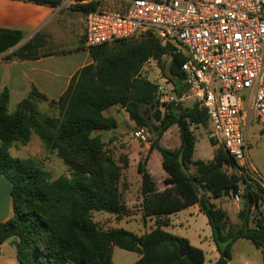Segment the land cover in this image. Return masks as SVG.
<instances>
[{"label": "trees", "instance_id": "1", "mask_svg": "<svg viewBox=\"0 0 264 264\" xmlns=\"http://www.w3.org/2000/svg\"><path fill=\"white\" fill-rule=\"evenodd\" d=\"M24 1L58 7L65 0ZM103 4L90 1L79 8L87 14ZM71 52L51 47L38 34L12 57L38 60ZM89 52L93 63L73 77L58 100H50L33 88L12 113L9 90L0 94V178L10 184L14 210L13 217L0 224V244L14 239L20 264H114V247L138 254L135 264H205L203 250L164 230L170 225V215L197 205L208 219L221 255L215 264H228L239 240L260 250L264 264V219L255 223L252 219L254 210L264 204L263 189L239 174L235 160L223 147L211 161H195L198 138L193 129L210 130L207 112L198 103L170 104L162 111L157 85L141 77L148 61L161 65L168 56L169 77L179 86L186 58L150 35L139 41L89 48ZM177 93L181 96L183 88H177ZM42 103L55 114L44 113ZM113 107L125 110L137 128H146L157 137L149 154L156 151L161 155L167 175L166 188L160 191L147 169V158L138 167L143 217L156 220V228L141 236L124 229L104 231L92 216L94 212L117 217L131 214L121 191L127 162L121 165L105 143L104 135L118 128L114 117L104 115ZM174 126L181 146L169 149L159 145ZM34 134L47 151L65 162L69 176L54 180L35 159L11 155L12 147L28 145ZM211 145L215 147L217 142L211 141ZM227 168L238 174H228ZM241 185L244 193L238 219L242 227L234 232L227 230L228 216L213 200L237 194Z\"/></svg>", "mask_w": 264, "mask_h": 264}, {"label": "built area", "instance_id": "2", "mask_svg": "<svg viewBox=\"0 0 264 264\" xmlns=\"http://www.w3.org/2000/svg\"><path fill=\"white\" fill-rule=\"evenodd\" d=\"M104 1L117 8L86 14V48L150 35L185 57L182 95L177 82L161 77L156 84L160 102L165 107L198 103L209 117V138L235 160L239 174L264 191L245 137L247 124L264 118V0ZM147 134L138 128L134 137L146 141ZM230 198L239 205L242 192Z\"/></svg>", "mask_w": 264, "mask_h": 264}, {"label": "crops", "instance_id": "3", "mask_svg": "<svg viewBox=\"0 0 264 264\" xmlns=\"http://www.w3.org/2000/svg\"><path fill=\"white\" fill-rule=\"evenodd\" d=\"M87 1L89 0H65L60 6L51 7L24 0H0V94L5 89L9 90L10 112H15L18 104L29 95L33 88H37L50 100H58L68 89L73 77L82 68L93 63L89 49L85 46V37L81 43L76 42L71 53L24 61L12 57L15 52L38 34L43 35L51 47L64 49H66L64 46L74 42L72 33L74 27L80 28L75 32L76 38L84 36L86 14L84 19L81 18L83 11L71 6L83 5ZM104 115L114 117L118 122V128L112 132L123 133L126 130V123L129 124V121L134 123L130 120L128 113L118 107L111 108ZM251 124L253 123L249 122L245 128L247 141L249 140V130L246 131V129ZM259 124L264 128V118ZM33 140H36L39 150L45 149L43 142L35 134L28 145L21 147L30 148ZM180 146L179 133L178 146L173 149H178ZM156 185L158 188L157 183ZM226 198L220 199L219 204H215L226 212L229 221L234 225L233 215L236 213V218H238L239 205L233 201L232 203L228 202ZM224 204H228L227 209L224 208ZM13 215L10 184L6 179L0 178V224L8 222ZM187 216H190L194 223L199 218H206L197 205L191 206L174 214V216L170 215L168 217L170 225L164 230L172 235L188 239L192 246L203 250L206 258L205 264H215L220 260L221 255L214 243L213 232L208 219L206 218V229L202 237L201 235L196 236L194 232L190 231V228L186 229L189 222L188 220L184 222L182 219ZM13 241L14 239H10L0 244V264H20ZM248 244L251 243L246 240L237 241L233 246L232 258L228 264H263L261 251L257 249V253L252 254ZM236 247L249 251L251 255L247 256L248 258H238L234 252Z\"/></svg>", "mask_w": 264, "mask_h": 264}, {"label": "rangeland", "instance_id": "4", "mask_svg": "<svg viewBox=\"0 0 264 264\" xmlns=\"http://www.w3.org/2000/svg\"><path fill=\"white\" fill-rule=\"evenodd\" d=\"M90 1H103L102 9H111L117 8L116 3H108L104 0H89ZM73 8H79V4H75L71 6ZM80 9V8H79ZM85 13L82 12L81 18L84 19ZM79 27L73 28V39L74 42L72 44H68L64 46L67 50L73 49L74 45L78 41L84 40V36L76 38L75 32L78 31ZM57 49H64L61 47H54ZM170 64V57L166 56L163 59L161 65L156 63H146L143 71L141 73V77L145 80L154 83L155 85L159 82L161 77H169L168 69ZM160 102V98L158 97ZM161 104V110L165 111L167 107ZM193 103L191 101L183 102L179 105L183 106H191ZM41 110L47 114H55L53 110H51L47 103H42L40 105ZM138 128L134 123L129 121V124L126 123L125 132H110L105 136V143L107 145V151L111 153L114 158L124 165V161L127 162V167L123 171V177L121 181V191L125 204L130 209L129 216L117 217L115 215H110L103 212H94L92 214L93 220L99 225V227L104 230H112V229H124L126 231L132 232L141 236L145 233H148L156 228V220L155 218H147L144 219L142 214V202L143 197L141 194V184L142 177L138 172V167L140 163H144L147 158V168L150 171L154 181L158 184L159 190H164L166 188L165 179L166 173L162 168V157L161 155L153 151L149 154L150 149L153 143L156 141L157 137L147 129L148 134L146 135V141L142 139H136L134 137V132ZM194 133L198 138V143L196 145V151L194 154L195 160H203L205 162L211 161L216 155L217 151L222 147L219 143L215 147L211 145V139L209 138V127L203 128L198 127L194 128ZM249 130V140H248V156L254 168L258 171L261 179L264 181V128L254 121L253 124L247 127L246 131ZM178 138H179V130L176 126L169 129L162 139L159 141V145L165 148H176L178 146ZM39 141V140H37ZM36 140H33L30 148L21 147L19 145L15 146L11 153L14 157L27 159L33 158L35 159L40 166L51 173L52 178L58 179L62 176H69V168L65 164V162L60 159L56 153H52L44 150H39L36 145ZM156 153V154H155ZM228 174H238L232 168H227ZM242 195L244 193V186L241 185ZM227 201L232 203V199L230 196H227ZM220 199H214L213 202L219 204ZM243 200L239 202V211L242 208ZM228 204H224V208L227 209ZM238 211V210H235ZM171 216H174L171 215ZM234 225L228 220L227 222V230H233L237 232L242 227V222L236 218V213H234ZM204 219V220H203ZM253 222H257V220L264 219V204L260 207L259 210H254L252 214ZM184 222L188 220L189 224L186 225V229L190 228V231L194 232L196 236L201 235L204 236V230L206 229L207 219L199 218L194 223L190 216L182 219ZM190 226V227H189ZM254 226L253 224L251 225ZM251 249L250 252L257 253V249L248 244ZM234 252L238 256V258H248L247 256L251 255L249 251L242 248H234ZM259 256L261 258V254L259 251ZM250 258V257H249ZM140 259V256L133 252H127L118 247H114L113 252V262L114 264H135Z\"/></svg>", "mask_w": 264, "mask_h": 264}, {"label": "water", "instance_id": "5", "mask_svg": "<svg viewBox=\"0 0 264 264\" xmlns=\"http://www.w3.org/2000/svg\"><path fill=\"white\" fill-rule=\"evenodd\" d=\"M178 88H179V89H180V88L182 89V88H183V86H182V85H179V86H178Z\"/></svg>", "mask_w": 264, "mask_h": 264}]
</instances>
